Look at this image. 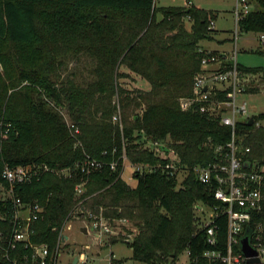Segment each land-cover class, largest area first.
I'll list each match as a JSON object with an SVG mask.
<instances>
[{
  "label": "trees",
  "instance_id": "1",
  "mask_svg": "<svg viewBox=\"0 0 264 264\" xmlns=\"http://www.w3.org/2000/svg\"><path fill=\"white\" fill-rule=\"evenodd\" d=\"M153 1L0 0V120L11 123L3 137L0 179L4 162L71 168L68 176L43 171L15 186L23 201L37 198L43 206L29 240L48 246L45 264H52L61 243L66 244L59 232L73 214L78 200L74 185L80 181L84 208H101L131 234L127 242L134 260L167 264L186 249L190 264L194 257L207 264L200 254L209 245L192 215L197 200L212 201L215 185L200 181L192 167L218 159L214 145L228 141L231 130L217 116L183 108L180 99L191 94L201 40L216 31L208 28L214 15L195 4L155 6ZM251 1L256 7L240 18L239 29L264 34V0ZM260 48L256 51L264 53V44ZM81 54L95 60L91 75L77 79L73 70L62 77L64 63ZM121 64L146 85L119 83L117 78L128 75L118 70ZM247 70L264 80V66ZM116 112L119 120L112 119ZM252 117L251 124L239 122L237 130L251 155L261 157L264 112ZM260 119L263 123L256 125ZM153 141L178 156L185 174L179 179L160 169L134 171L130 185L120 176L123 149L130 162L152 163L158 159L149 145ZM87 155L104 163L83 173L75 166ZM111 160H117L115 169ZM12 212L11 199L0 200L3 245L12 232ZM219 223L223 242L226 221ZM255 223L262 226L264 243V201L246 232ZM32 252L22 241L6 254L1 247L0 264H40Z\"/></svg>",
  "mask_w": 264,
  "mask_h": 264
},
{
  "label": "built area",
  "instance_id": "2",
  "mask_svg": "<svg viewBox=\"0 0 264 264\" xmlns=\"http://www.w3.org/2000/svg\"><path fill=\"white\" fill-rule=\"evenodd\" d=\"M191 4H193L192 0H186L185 5ZM252 6L251 0H235L233 15L236 26L232 31V47L230 49H211L201 45L198 48L201 52L200 70L193 75L191 94L180 99L183 108L194 106L200 112L217 116L219 122L229 126L231 130L228 141L214 145L218 159L192 167L200 181L215 185L212 189L211 202L200 199L194 203V213L200 218L197 230H203L209 245L200 254L207 264H264V243L261 239L262 226L260 223H255L247 232L248 242L255 250L254 256L259 258V262H248L247 257L241 251L240 244L241 236L246 234V228L251 226L252 214L261 208L264 201V155L261 157L252 156L251 146L243 144L242 136L237 130L239 122L252 117L248 101L244 96L252 93L250 88L252 85L251 75L253 74H247L236 60V42L240 30L238 22L252 9ZM208 28H214L213 19L209 20ZM259 40L262 46L264 44L263 33H259ZM119 118V112L112 116L113 120H119ZM67 123L70 128H73L74 133L78 132V128L74 127L68 119ZM255 124L261 123L257 120ZM10 128V122L0 120V157H2L3 137L10 131ZM160 144L158 141L149 144L158 156V159L152 163L130 162L123 149L120 155L122 164L120 176L122 177L127 162L132 172L160 169L171 176L178 177L180 171L185 174L186 167L178 156L172 150L160 149ZM116 162L117 160L108 162L111 169L116 168ZM103 163V161L87 155L76 164L75 168H79L83 173H88ZM43 171H55L64 176L71 174L70 167L55 169L47 164L10 165L4 162L0 179V200L4 204L7 199H11L13 210L11 214L12 232L7 237L6 245L0 242V249L2 247L6 254L8 248H15L17 243L22 241L25 245L32 246V257L40 264L47 262L48 246L45 243H31L29 236L33 232V223L42 216L43 206L37 198L23 201L14 191L16 184L30 181L34 177L37 178ZM74 189L78 200L73 214L85 216L88 225L98 234V243H105L101 239L103 234H117L112 227V220L103 215L101 208L98 210L84 208L80 197L84 191V181L77 182ZM220 219L226 221V239L223 242L218 235ZM62 228L59 232V239L63 241L65 232ZM126 234V240L130 241L131 234ZM0 240L3 241L2 236ZM78 259L80 262L86 261L84 253L78 254ZM52 264H55V257ZM191 264H199V258L194 257Z\"/></svg>",
  "mask_w": 264,
  "mask_h": 264
},
{
  "label": "rangeland",
  "instance_id": "3",
  "mask_svg": "<svg viewBox=\"0 0 264 264\" xmlns=\"http://www.w3.org/2000/svg\"><path fill=\"white\" fill-rule=\"evenodd\" d=\"M193 4L202 7L213 13L214 29L212 39L201 40V45L206 47H217L230 49L232 47L231 37L232 31L235 30L236 20L233 15V7L235 0H192ZM155 6L162 5H185L186 0H154ZM160 17V14H157ZM157 17V18H158ZM224 38V42L218 43L217 39ZM237 45L236 60L245 72L252 74L247 68L263 67L264 66V53L256 51V48L261 49V42L259 40V33L254 31H241L239 30ZM95 63V60L88 55L81 54L78 59L67 60L60 69L61 76L65 77L74 70V78L81 79L91 75L90 68ZM119 71L128 72L126 76H120L119 83L125 86L132 87L137 85H146L140 76L133 71L127 69L124 64L119 66ZM251 87H256L252 93L246 94L244 97L248 101V108L250 113L259 114L264 112V80L260 79V73L251 75ZM117 100V95H113V101ZM60 111L65 118H68L65 107H60ZM263 123V120H259ZM127 162V161H126ZM130 165L124 167L122 178L130 185H134L135 179L132 174ZM183 171L178 173V178L183 176ZM76 195V194H75ZM88 208V207H86ZM199 217L193 212L192 220L195 228L198 226ZM113 229L117 232L114 234H103V244L98 242V234L93 231L88 220L83 215L76 216L72 214L70 218L64 223L63 231L68 235L64 238L66 244L61 243L58 252L55 256V264H146L134 260L132 250L126 240V231L121 230L122 226L118 221H111ZM88 225L89 232L85 233L80 229L82 225ZM113 238H116L112 240ZM84 253L85 260L80 262L77 258L73 262L74 256ZM111 257L113 260L111 261ZM167 264H190L188 252L186 249L179 252L175 259L170 260Z\"/></svg>",
  "mask_w": 264,
  "mask_h": 264
},
{
  "label": "water",
  "instance_id": "4",
  "mask_svg": "<svg viewBox=\"0 0 264 264\" xmlns=\"http://www.w3.org/2000/svg\"><path fill=\"white\" fill-rule=\"evenodd\" d=\"M253 7H256V5L254 4ZM252 121H253V117H250L247 120V124H251ZM80 229L83 232H86V226H82ZM240 244H241V251L247 257V261L248 262H259V258L257 256H254L255 255V250L250 246V244L248 242V234H247V232H246V234L241 236ZM77 258H78V256L75 255L73 262H76Z\"/></svg>",
  "mask_w": 264,
  "mask_h": 264
},
{
  "label": "crops",
  "instance_id": "5",
  "mask_svg": "<svg viewBox=\"0 0 264 264\" xmlns=\"http://www.w3.org/2000/svg\"><path fill=\"white\" fill-rule=\"evenodd\" d=\"M212 39V38H211ZM217 41H218V43H222V42H224V38H220V39H217ZM204 47H206V46H204ZM207 48H211V49H219V48H217V47H207ZM83 226H86L85 224L83 225ZM82 227V225L80 226V228ZM87 232H89V228H88V226H86V232L85 233H87ZM67 236V237H66ZM65 238H68V235L67 234H65Z\"/></svg>",
  "mask_w": 264,
  "mask_h": 264
}]
</instances>
